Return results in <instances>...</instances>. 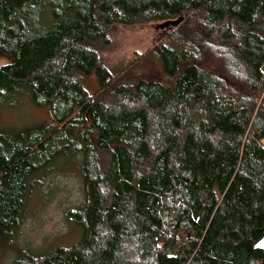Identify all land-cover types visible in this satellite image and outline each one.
<instances>
[{
  "label": "trees",
  "instance_id": "obj_1",
  "mask_svg": "<svg viewBox=\"0 0 264 264\" xmlns=\"http://www.w3.org/2000/svg\"><path fill=\"white\" fill-rule=\"evenodd\" d=\"M183 16L146 54L166 83L101 64L110 27ZM0 55V98L50 117L0 134V241L48 164L81 182L80 240L25 264H264V0H0Z\"/></svg>",
  "mask_w": 264,
  "mask_h": 264
},
{
  "label": "rangeland",
  "instance_id": "obj_2",
  "mask_svg": "<svg viewBox=\"0 0 264 264\" xmlns=\"http://www.w3.org/2000/svg\"><path fill=\"white\" fill-rule=\"evenodd\" d=\"M186 17H178L182 18V24L175 28L177 33L185 30ZM176 20L154 19L132 26L116 24L110 27L106 38L96 44L101 64L112 76L130 80L143 77L166 83L159 61L146 54L157 45L169 43L171 35L176 33L170 34L171 23ZM194 21L200 22L196 18ZM174 36L176 38L177 34ZM8 61L0 55V66ZM84 87L92 94L99 89L100 83L92 76L85 80ZM49 121L47 109L34 106L22 88L0 98V134H21L32 128H42ZM48 168L50 170L35 176L41 186L29 192L23 220L5 242L0 241V264H25L24 260L59 247H71L80 240L81 229L68 219V211L82 198L77 166L70 164V156H66L61 162L48 164Z\"/></svg>",
  "mask_w": 264,
  "mask_h": 264
},
{
  "label": "water",
  "instance_id": "obj_3",
  "mask_svg": "<svg viewBox=\"0 0 264 264\" xmlns=\"http://www.w3.org/2000/svg\"><path fill=\"white\" fill-rule=\"evenodd\" d=\"M181 22H182V18H178L176 21L172 22L170 30L175 29ZM165 25L167 26L169 24L166 23ZM257 248H259L262 251H264V228H263V231H262V236H261L260 240L257 243ZM263 263H264V260H263Z\"/></svg>",
  "mask_w": 264,
  "mask_h": 264
}]
</instances>
